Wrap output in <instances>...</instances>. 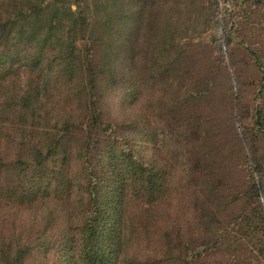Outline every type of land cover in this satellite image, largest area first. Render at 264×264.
Masks as SVG:
<instances>
[{"label": "trees", "instance_id": "obj_1", "mask_svg": "<svg viewBox=\"0 0 264 264\" xmlns=\"http://www.w3.org/2000/svg\"><path fill=\"white\" fill-rule=\"evenodd\" d=\"M225 1H233L239 12L229 19L231 31L222 47L235 44L248 52L257 71L255 79L243 80L242 68L235 65L237 83L242 88L251 85L257 92L253 108L240 102L241 116L234 117L235 123L240 120L241 132L233 128V146L241 154L233 165L241 173V183L235 181L226 191L220 173L223 159L193 147L195 141L208 139L188 119L167 123L180 131L190 149L183 172L171 173L164 157L154 160L150 151H143L142 143L151 148L153 140L147 124L135 118L121 122L112 118L108 94L111 97L119 84L132 90L136 83L125 80V74L120 82L115 78L122 49L118 51L121 46L110 42L109 36L120 31L125 19L116 0L104 5L101 18L95 0H0V72L5 77L1 79L7 83L26 73L17 92L15 85L0 92L5 97L0 101V197L26 206L41 192L42 198L53 194L73 207L79 195L87 218L82 230H62L60 251L66 256L62 264L264 263V0ZM111 21L116 22L115 30L108 29ZM164 44L158 53L162 58L177 50L167 47L168 41ZM148 54L145 74L156 79L164 66L148 64ZM54 66L59 67V78H67L65 85L77 88L69 98L76 101L79 115L73 108L53 118L42 111L41 85L47 87L48 80L38 78L36 70L50 74ZM107 78L111 83H104ZM182 90L172 101V114L187 113L189 103L199 99L186 86ZM166 132L167 128L161 135ZM12 151L17 153L13 159ZM102 165L110 169L105 171ZM118 166L122 169L115 174ZM182 195L183 199L189 195L191 207L197 210V226L203 228L199 244L183 240L179 220L170 215H175L172 202ZM144 237L156 241L148 240L146 247ZM44 247L40 262L35 245L9 244L2 249L0 264H49L51 247Z\"/></svg>", "mask_w": 264, "mask_h": 264}, {"label": "rangeland", "instance_id": "obj_2", "mask_svg": "<svg viewBox=\"0 0 264 264\" xmlns=\"http://www.w3.org/2000/svg\"><path fill=\"white\" fill-rule=\"evenodd\" d=\"M95 1L100 11L98 18H101L104 5L106 3L111 5L113 0ZM116 1L125 19L120 31L109 36L110 42L121 46L118 51L122 49L119 57L121 66L115 78L119 81L125 74V80L135 79L136 83L132 90L128 84V86L119 84L118 87H113L114 94L111 97L108 94L106 98L108 103L106 100L105 102L109 104L107 109L112 118L120 122L135 118L142 121V124H147L153 133V140L151 148L148 143V145L142 143L143 151L145 153L150 151L149 158L155 156L154 160L160 156L164 157L168 164H171V173L183 172L185 155L190 149L185 147V142L179 137L180 131L175 128L171 130V123H167L173 121L177 124L179 117L188 119L193 129L205 132L208 139L205 143L195 141L193 147L205 148L204 152H207L208 156L213 152L214 157L223 159L220 173L227 182L225 191L235 181L241 183L239 179L241 173L235 168V164L233 165V159L241 154L240 148L237 145L236 148L233 146V128L236 132H241L238 130L240 120L235 123L234 117L241 116L240 102L250 104L247 108H253L255 103L253 98L257 90L247 84L242 88L237 83L235 65L242 68L243 80L255 79L257 71L248 52L235 44L225 45V49L222 47V41L225 42L223 38L226 39L231 31L230 20L233 19L230 17L237 15L238 7H235L233 1L227 3L225 0ZM73 9L76 10L75 5ZM95 19L96 14L93 17V20ZM115 28L116 22L111 21L108 29ZM165 41L171 44L167 47L173 46L177 50L162 58L158 53L165 49ZM148 51V64L155 61L164 66V70L156 79H152L150 74L147 78L145 74ZM45 70L40 71L39 68L36 70L38 78L48 80L47 87L45 83L41 85L44 98L41 108L44 114L49 113L53 118L71 112L73 108L76 115H79L76 101L72 102V98H69L71 95L74 96L77 88H69L65 85L67 78L58 77L56 71H59V67L54 66L50 74ZM3 75L0 72V92L10 91L13 85L16 86L17 92L19 87L24 86L26 73L21 78L15 77L7 83L2 80ZM108 79L104 83H111L112 80ZM185 86L196 93L199 99H193L189 103V107L185 108L187 113L177 110L172 114V101L182 95V87ZM201 89L203 95L200 94ZM133 91L135 93L129 95ZM127 95L129 96L123 104V99ZM3 98L5 97H0V101ZM246 124L252 125V120L246 119ZM166 128L167 132L161 135ZM37 140L36 137L34 142ZM155 142L157 143L154 144ZM5 146L1 144V149ZM12 154L9 155L12 159L17 156L16 151H12ZM102 167L105 171L110 169H106L104 165ZM121 169L120 166L116 167L114 173L117 174ZM42 196L43 193L37 192L35 200L26 206L11 202L7 196L0 197V256L3 254V247L7 248L9 244L17 247L25 243L36 246V259L40 262L43 260L44 245L51 247L47 253V258L51 259L49 264H62L65 261V253L60 251L62 230L65 229L67 232L70 229L82 230L87 218L86 210L79 202V195H75L73 207H67L64 201L57 200L53 194L45 198ZM191 199L189 195L187 199H183L182 195L180 200L173 201L172 206L175 209L170 210L175 211V215L173 213L170 215L179 220L184 233L183 240L198 241L199 244L202 241L199 237L203 228L197 226V210L191 207L193 205ZM166 206L170 205L166 203ZM193 213H196L194 219ZM148 240L156 241L152 237H144L143 244L146 247ZM10 241L13 243H9ZM135 246L137 241L131 248L132 252H136L133 251Z\"/></svg>", "mask_w": 264, "mask_h": 264}]
</instances>
